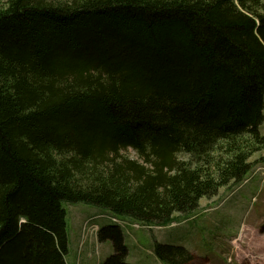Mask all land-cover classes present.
Masks as SVG:
<instances>
[{"label": "trees", "instance_id": "obj_1", "mask_svg": "<svg viewBox=\"0 0 264 264\" xmlns=\"http://www.w3.org/2000/svg\"><path fill=\"white\" fill-rule=\"evenodd\" d=\"M263 124L264 0H9L0 264H69L65 202L173 224L245 178ZM97 238L113 246L101 264H130L121 226Z\"/></svg>", "mask_w": 264, "mask_h": 264}, {"label": "rangeland", "instance_id": "obj_2", "mask_svg": "<svg viewBox=\"0 0 264 264\" xmlns=\"http://www.w3.org/2000/svg\"><path fill=\"white\" fill-rule=\"evenodd\" d=\"M8 1L0 0V5L5 6ZM261 131L264 134V124ZM126 155L137 158L132 150ZM260 156L264 157V150L255 154L251 161L256 168L254 176H260L263 181L264 158L259 159ZM261 187H264V182ZM255 196L258 199L253 203ZM63 206L67 211L69 237L67 262L101 264L112 255L113 246L110 241L96 242L98 239L96 237L95 240L92 233L94 229H100L108 223L103 213L111 214L104 208L85 202H65ZM193 217L195 220L191 219ZM117 218L124 223L121 227L129 250L127 262L130 264H163L153 253L156 242L189 247L193 250L194 260L188 264H264L262 189L237 195L223 190L217 198L203 200L194 215H176L178 224L175 227L162 229L156 224L139 222L129 217ZM91 220H94V224L88 226Z\"/></svg>", "mask_w": 264, "mask_h": 264}, {"label": "crops", "instance_id": "obj_3", "mask_svg": "<svg viewBox=\"0 0 264 264\" xmlns=\"http://www.w3.org/2000/svg\"><path fill=\"white\" fill-rule=\"evenodd\" d=\"M259 159L260 158H264V157H262V156H260V157H258ZM257 159V158H256ZM264 182V180L262 181L261 180V178H260V176H257V177H255V178H253L247 185H245V186H243V187H240L239 188V186L237 185V186H231V187H227V188H225V189H222L220 192H219V195H220V193L223 191V190H228V192H229V194H235V195H237V194H239V193H242V194H244L246 191H249V190H260V189H262V190H264V187L262 188L261 187V185H262V183ZM236 190H238L237 192H236ZM218 197V196H217ZM217 197H215V198H217ZM214 198V199H215ZM203 200H205V199H203ZM203 200H202V202H203ZM213 200V199H212ZM210 201V200H209ZM241 212V209H240V211L238 212V213H240ZM192 215H194V212L193 213H191L190 215H188V216H192ZM192 220H195V217H193V218H191ZM190 220V219H189ZM177 224H174V225H171L172 227H175ZM217 245H219V243H217Z\"/></svg>", "mask_w": 264, "mask_h": 264}]
</instances>
